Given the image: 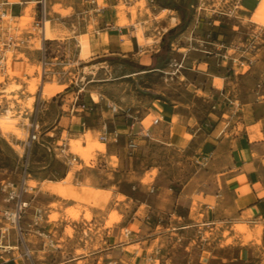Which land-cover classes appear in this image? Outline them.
Returning <instances> with one entry per match:
<instances>
[{
  "label": "rangeland",
  "instance_id": "rangeland-1",
  "mask_svg": "<svg viewBox=\"0 0 264 264\" xmlns=\"http://www.w3.org/2000/svg\"><path fill=\"white\" fill-rule=\"evenodd\" d=\"M98 2L100 6L107 5L104 11L93 9L87 0H49L50 13L44 25L36 22L39 17L34 14L31 1L23 5L24 9L27 5L30 7L27 23L22 24L18 17L7 20L4 15L0 18L4 38L9 33L17 39H25L31 47H38L45 37L49 55L70 61L64 67H55L60 76L45 79L42 91L39 65L24 62L16 72L20 80L11 79L4 85L5 90L0 91L4 94L0 97L4 104L0 117L7 115L12 120L9 130L0 128V185L4 179L17 181L20 176L25 155L21 142L27 134L26 118L40 93L43 99L50 101L48 106L44 101L38 113L40 138L67 139L70 151L77 156L75 161L65 163L56 155L57 151L49 150L42 140L29 151V184L36 192L34 207H42L51 220L50 232L58 246L44 248L41 243L43 251L38 261L45 264H93L97 261L96 255L102 253L96 251L104 247L108 239L115 240L113 234L108 235V230L122 219V215L112 206L113 191L104 188L112 184L111 188L115 189L118 184L129 191L127 182H123L124 171L151 168L142 178L143 183L150 184L159 168L174 176L180 169L184 156L181 147L166 142L148 143L150 137L141 134L134 138H138L140 144L130 152L126 144L132 136L118 132L116 138L113 132L118 127L141 120L143 127L149 128L153 119L159 117L155 116L156 111L176 105L174 125L179 119L188 117L191 125L214 129V136L226 140L231 138V133L244 128L241 119H250L253 114L264 117V111L250 109L257 98L264 102V0H259L254 13L245 9L244 0ZM24 9L22 14L26 13ZM83 9L91 11L81 14ZM114 14L116 25L125 26L122 33L126 35L122 37L112 38L109 33L117 31L107 32L106 19ZM123 19L126 23L119 25ZM176 26L178 30L164 38V34ZM138 29L143 33V41L137 39ZM50 30L56 33L54 38L46 37L45 32ZM212 39L225 44L215 46L207 42ZM180 46L184 48L179 49ZM205 46L224 52L222 71L216 67L208 69L206 63L193 69L196 59L204 58ZM5 52L8 60L5 67H0V73L6 71L13 75L14 51ZM145 65L148 69L143 70ZM226 67L235 69L227 70ZM231 75L243 77L226 82ZM225 76L228 79H224ZM0 80L4 82V77ZM251 88L258 90L259 95H250ZM77 92L82 101H95L93 108L87 110L84 127L56 126L61 115L58 106L65 99H71L68 103L72 106ZM52 97L55 102H51ZM245 102L249 104L243 111H235ZM110 104H116L118 112H114ZM101 112L109 123L107 132H112L108 133L107 144L99 138L103 131L89 127L94 124L93 118L102 116ZM50 128L55 129L45 135ZM171 129L173 131L175 126ZM181 130L186 131L185 128ZM165 131L163 128L162 134ZM95 140L103 143L104 149L93 147L85 152V159L81 158L74 142H80L82 148ZM106 149L112 154L107 161L96 158L97 151L105 152ZM68 172L71 173L69 179L61 183ZM130 176L137 177L134 172ZM120 197L118 195L117 199H125ZM237 229L245 230L242 226ZM121 233L124 239V229ZM98 259L102 262L106 258L100 255Z\"/></svg>",
  "mask_w": 264,
  "mask_h": 264
},
{
  "label": "crops",
  "instance_id": "crops-1",
  "mask_svg": "<svg viewBox=\"0 0 264 264\" xmlns=\"http://www.w3.org/2000/svg\"><path fill=\"white\" fill-rule=\"evenodd\" d=\"M9 1H13V4L6 5L7 10L14 16L22 15L24 4L16 3L19 0ZM244 3L245 9L254 13L259 0H244ZM19 6L21 8L17 10ZM16 11L20 14H15ZM90 11L83 9L80 13ZM116 21V14L109 20L106 19L107 32L117 31L109 33L112 38L126 35L122 33V27L125 26H117ZM4 32L3 28H0L1 45ZM43 40L39 42L38 47L25 44L11 48L14 51L12 66L15 73H0V78L4 77V82L0 80L1 92L11 79L20 80L16 72L21 64L28 62L39 65ZM207 42L216 44L215 46L225 44L216 39ZM182 47L184 48L180 46L179 49ZM204 48V58L196 59L193 69L206 63L208 69L216 67L218 71H222L224 52L217 47L216 50L212 46ZM21 53L23 57L19 56ZM219 55L222 57L218 58ZM235 64L238 65L236 62ZM251 74L247 75L252 76ZM229 77L231 79L226 82L236 81L243 76ZM224 79L228 77L225 76ZM250 91L252 96L259 95L258 90L251 88ZM2 96L4 94H0V97ZM44 101L48 106L50 101ZM51 102H55L54 97ZM68 102H71V99H65L63 104L58 106L61 115L56 126H69L70 129L84 127L82 122L86 118L87 110L72 112ZM248 104H241L235 111H243ZM250 109L253 112L264 111V102L261 103L257 98L254 105H250ZM175 112L176 105L162 107L155 112V116L160 118L157 124L145 128L140 125V120L118 127L113 132H124L135 138L144 135L148 130V143L166 142L177 145L184 150V156L175 176L159 168L153 182L145 184L142 178L151 168L126 170L123 172V176L126 175L123 182H127L129 191L121 189L118 184L115 189L111 188L112 184L104 188L113 191L112 206L119 211L122 219L108 230V235L113 234L115 240L108 239L107 244L96 251L102 253L96 255L97 261L93 264H156V261L158 264H264V117L253 114L250 119H241L244 128L231 133V138L225 140L214 136V129L204 130L191 125L188 117L179 119L174 125ZM26 119L28 120V117ZM92 121L94 124L89 127H97L101 131L109 124L104 120L103 114ZM174 126L176 130L172 131ZM163 128L166 130L165 134H162ZM182 128L186 131L182 132ZM54 129L50 128L45 135ZM162 137L166 139H161ZM43 140L59 142V139L52 137ZM111 141L115 142L117 139ZM136 142L139 145L141 141ZM108 155L112 154L107 149L105 152L97 151L96 158H104L107 161ZM115 155L117 156L116 152ZM131 172L137 177L132 178ZM118 195L124 196L125 199L118 200ZM34 205L33 199L32 207ZM51 225L52 223L47 226L50 228ZM238 225L244 226L245 230H238ZM122 229L124 239L121 238ZM29 239L32 241L31 247L36 262L45 264L38 261L43 251L40 248L42 241L34 235H29ZM228 239L231 241L227 242ZM14 242L15 237L12 239V243ZM16 255V252H12L10 256H5L0 264H26V261ZM100 255L106 258L102 262L98 259Z\"/></svg>",
  "mask_w": 264,
  "mask_h": 264
},
{
  "label": "built area",
  "instance_id": "built-area-1",
  "mask_svg": "<svg viewBox=\"0 0 264 264\" xmlns=\"http://www.w3.org/2000/svg\"><path fill=\"white\" fill-rule=\"evenodd\" d=\"M34 2L35 15L38 16L37 23H43L49 15L48 1L49 0H29ZM97 11H104L106 6H100L98 0H87ZM13 1L0 0V18H2L9 11L6 5H12ZM107 3L111 0H106ZM20 5L27 3L25 0H19ZM37 9V10H36ZM5 38L0 45V67H5L8 60L6 50H11L18 46H24L26 44L25 39H17L12 34H5ZM28 39V38H27ZM3 48V50L1 49ZM41 55L39 58V77L42 81L41 91L45 79L54 78L60 76V71H56L57 65L70 64V61L64 59L58 60L56 56L49 55L48 48L46 46L45 39L41 42ZM64 70V68H63ZM44 99L42 93L36 98L32 104L31 113L28 116V122L26 124V137L22 140L23 156L22 171L17 181L4 179L0 185V263L4 261L5 256H10L12 252L17 253V257L26 261V264H38L34 257L33 249L31 247L32 241L29 239V235H34L40 239L43 243V247L56 246L50 228L47 226L51 224V220L44 214L42 207H32L33 199L36 195L34 186L29 184L31 172L29 171V151L32 149L36 142L42 140V144L46 145L49 150H55L56 155L61 156L65 163H71L77 159V156L70 151L69 143L67 139L58 138V143L46 142L40 138L38 113L41 110ZM94 102H84L80 99V94L77 92L74 96L71 106L72 112H85L93 108ZM3 99H0V108L3 107ZM111 109L114 112H118V106L116 104H110ZM160 121L159 117L153 119L151 124H157ZM85 124V120L82 122ZM142 125V123H141ZM143 126V125H142ZM107 127H104L103 133L100 135V141H108ZM145 136H149V131L144 133ZM117 138V134L115 133ZM130 152H133L138 144L134 137H130L126 144ZM30 214V217H28ZM15 237V242L12 243V239ZM14 256V255H13ZM112 264H118L114 262Z\"/></svg>",
  "mask_w": 264,
  "mask_h": 264
},
{
  "label": "bare ground",
  "instance_id": "bare-ground-1",
  "mask_svg": "<svg viewBox=\"0 0 264 264\" xmlns=\"http://www.w3.org/2000/svg\"><path fill=\"white\" fill-rule=\"evenodd\" d=\"M29 1V0H28ZM27 1V2H28ZM32 5V4H31ZM104 5V4H103ZM146 5V4H145ZM122 6V5H121ZM25 10V14H22V15H20V16H14V15H12L10 12H8L7 14H5V16H6V19L7 20H9V18L10 19H13V18H19L20 20H21V23L22 24H25V23H27L28 21H29V19H30V16H29V12H30V7H28V5L26 6V8L24 9ZM130 10H133L132 8L130 9ZM59 11V10H58ZM148 11V10H147ZM50 13V12H49ZM163 15H165V14H163ZM136 16H137V14H136ZM46 20V19H45ZM45 22V21H44ZM129 22V21H128ZM126 23V20H122L120 23H119V25H124ZM116 24V23H115ZM170 24V23H169ZM173 24H175V23H173ZM172 24V25H173ZM169 27V26H168ZM167 28V27H166ZM56 32V31H55ZM58 33V32H57ZM54 34V32L52 33L51 32V30L50 31H47V32H45V35H46V37H48V38H54V36H56L55 34ZM58 35V34H57ZM136 36H137V39H138V41H143V33H142V31L141 30H137V32H136ZM45 38V37H44ZM30 85V84H29ZM11 89H12V87H11ZM28 97V96H27ZM93 98L94 99H97V96H94L93 95ZM29 99H31V98H29ZM29 102V101H28ZM29 105V104H28ZM177 119V118H176ZM12 121V120H11ZM11 121H10V119H9V117L6 115V116H3V117H0V128H2L3 130H9L11 127H12V123H11ZM11 123V124H10ZM176 129H174L173 131H175ZM6 132V131H5ZM95 139V138H94ZM75 143H77V153H79L80 152V155H81V158H86L87 156L86 155H84V154H86L91 148H101V149H104V144L103 143H101V142H99V141H97V140H95L93 143H91V144H88V146H84L83 145V147L81 148V146H80V142H74V144ZM92 146V147H91ZM74 148H76V147H74ZM86 152V153H85ZM222 153V152H221ZM220 153V154H221ZM255 153V152H254ZM259 153V152H258ZM217 155H219V154H217ZM222 155V154H221ZM226 155V154H225ZM256 155V154H255ZM216 156V155H215ZM227 156H229L228 154H227ZM216 158V157H215ZM214 158V159H215ZM229 158V157H228ZM226 159V158H225ZM87 161V160H86ZM229 161H230V159H229ZM231 162V161H230ZM70 172H68L67 173V175H66V177L63 179V180H61L60 182L62 183L63 181H66V180H68L69 179V177H70ZM121 197H122V195H121ZM120 197V198H121ZM53 218H56V214L53 216ZM243 225V224H242ZM238 226H240V225H238ZM244 229H245V227L244 226H242ZM242 231V230H241Z\"/></svg>",
  "mask_w": 264,
  "mask_h": 264
},
{
  "label": "trees",
  "instance_id": "trees-1",
  "mask_svg": "<svg viewBox=\"0 0 264 264\" xmlns=\"http://www.w3.org/2000/svg\"><path fill=\"white\" fill-rule=\"evenodd\" d=\"M178 28H179L178 26L170 28V29L164 34V38H165L166 36H169V35H172L173 33H175V32L178 30ZM142 68H143V70L148 69V68L146 67V65L143 66Z\"/></svg>",
  "mask_w": 264,
  "mask_h": 264
}]
</instances>
